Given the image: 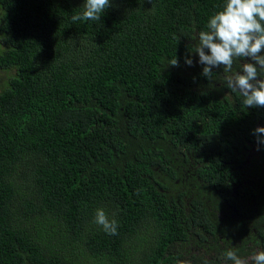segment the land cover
<instances>
[{"label": "trees", "instance_id": "trees-1", "mask_svg": "<svg viewBox=\"0 0 264 264\" xmlns=\"http://www.w3.org/2000/svg\"><path fill=\"white\" fill-rule=\"evenodd\" d=\"M84 2L0 0V264L251 261L260 114L191 51L225 0H110L73 23Z\"/></svg>", "mask_w": 264, "mask_h": 264}, {"label": "clouds", "instance_id": "clouds-1", "mask_svg": "<svg viewBox=\"0 0 264 264\" xmlns=\"http://www.w3.org/2000/svg\"><path fill=\"white\" fill-rule=\"evenodd\" d=\"M110 6V0H85L83 11L72 15L71 20L98 21ZM191 51L199 56L203 76L211 81L213 69L222 68L225 86L242 95L244 106L264 108V0H225L222 8L209 17L206 30L199 31L198 43ZM242 58L246 62L234 71V62ZM185 59L189 66L193 64L188 56ZM178 63L175 57L168 65ZM253 134L258 143H264V126L256 127ZM94 222L106 234H118L117 220L109 219L103 208L96 210ZM223 255L232 264H264V249L256 251L251 261L234 249Z\"/></svg>", "mask_w": 264, "mask_h": 264}, {"label": "flooded vegetation", "instance_id": "flooded-vegetation-1", "mask_svg": "<svg viewBox=\"0 0 264 264\" xmlns=\"http://www.w3.org/2000/svg\"><path fill=\"white\" fill-rule=\"evenodd\" d=\"M261 54H264V52H262ZM247 59L250 60V58H247ZM244 62H246L244 58H242V59H237V60L234 62L233 70H234V71H235V70H238L239 67H240V63H244ZM222 74L225 76V73H224V72H222ZM218 84H219V83H218ZM220 84H221V85H225V84H224V80H222ZM223 87H224V86H223ZM227 94H230V95H232V96H233V94L236 95V96L239 95V98L241 99V102L243 101V97H242V95H241L238 91H237V92H234V91H232V90L226 88V89H225V95L227 96ZM241 104H243V103H241ZM248 109H249V110L256 111V112H259L260 117L257 119L258 122H257L256 126H257V127H258V126H264V108H259V107H249ZM236 191H237V190H236Z\"/></svg>", "mask_w": 264, "mask_h": 264}, {"label": "rangeland", "instance_id": "rangeland-1", "mask_svg": "<svg viewBox=\"0 0 264 264\" xmlns=\"http://www.w3.org/2000/svg\"><path fill=\"white\" fill-rule=\"evenodd\" d=\"M6 76H7V72H5V71L3 72V70H0V79H4V78H6Z\"/></svg>", "mask_w": 264, "mask_h": 264}]
</instances>
